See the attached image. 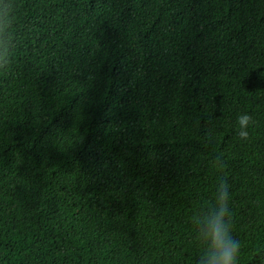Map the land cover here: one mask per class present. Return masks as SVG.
<instances>
[{"label": "trees", "instance_id": "16d2710c", "mask_svg": "<svg viewBox=\"0 0 264 264\" xmlns=\"http://www.w3.org/2000/svg\"><path fill=\"white\" fill-rule=\"evenodd\" d=\"M17 3L0 264H195L221 178L239 264H264V0Z\"/></svg>", "mask_w": 264, "mask_h": 264}, {"label": "clouds", "instance_id": "9594fccd", "mask_svg": "<svg viewBox=\"0 0 264 264\" xmlns=\"http://www.w3.org/2000/svg\"><path fill=\"white\" fill-rule=\"evenodd\" d=\"M18 22L17 0H0V70L10 65L15 54ZM250 124L248 114L237 117L236 135L240 140L248 139ZM230 199V186L221 178L211 198L191 217L195 264H239L242 244L233 233Z\"/></svg>", "mask_w": 264, "mask_h": 264}]
</instances>
